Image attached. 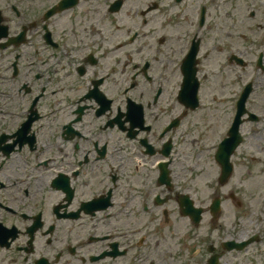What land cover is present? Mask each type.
Masks as SVG:
<instances>
[{
    "label": "flooded vegetation",
    "instance_id": "1",
    "mask_svg": "<svg viewBox=\"0 0 264 264\" xmlns=\"http://www.w3.org/2000/svg\"><path fill=\"white\" fill-rule=\"evenodd\" d=\"M227 255L264 264V0H0V264Z\"/></svg>",
    "mask_w": 264,
    "mask_h": 264
},
{
    "label": "rangeland",
    "instance_id": "2",
    "mask_svg": "<svg viewBox=\"0 0 264 264\" xmlns=\"http://www.w3.org/2000/svg\"><path fill=\"white\" fill-rule=\"evenodd\" d=\"M233 88H234V86L232 85V83H231V81H230V98L232 97V94H233ZM252 103H254V102H252ZM251 106H254L253 104H251ZM203 252H205V251H203ZM204 255V254H203ZM228 256V255H227ZM152 258H155V260H156V262H158L159 260L157 259L158 257H157V254H155V255H153V256H151ZM153 261V260H152ZM224 262L226 263V264H230V255L227 257V258H225V260H224Z\"/></svg>",
    "mask_w": 264,
    "mask_h": 264
},
{
    "label": "water",
    "instance_id": "3",
    "mask_svg": "<svg viewBox=\"0 0 264 264\" xmlns=\"http://www.w3.org/2000/svg\"><path fill=\"white\" fill-rule=\"evenodd\" d=\"M247 95V92L244 94V96H243V98H242V105L241 106H244V101H245V99H246V96Z\"/></svg>",
    "mask_w": 264,
    "mask_h": 264
}]
</instances>
